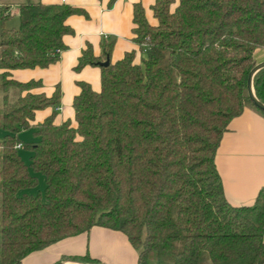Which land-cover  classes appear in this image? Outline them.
<instances>
[{
  "label": "trees",
  "instance_id": "1",
  "mask_svg": "<svg viewBox=\"0 0 264 264\" xmlns=\"http://www.w3.org/2000/svg\"><path fill=\"white\" fill-rule=\"evenodd\" d=\"M10 5H0V264L94 227L123 233L137 264H257L264 186L252 204L232 203L215 156L233 118L245 108L264 115L248 94L255 50L264 49V0H154L153 21L135 3L137 48L112 62L113 41L102 39L98 56L87 42L75 69L98 67L100 90L78 81L63 121L59 84L48 94L41 79L12 72L57 63L74 33L68 19L87 12L21 0L19 25L8 28ZM253 88L264 103V68ZM28 129L26 162L18 150ZM37 173L44 196L27 192Z\"/></svg>",
  "mask_w": 264,
  "mask_h": 264
},
{
  "label": "crops",
  "instance_id": "2",
  "mask_svg": "<svg viewBox=\"0 0 264 264\" xmlns=\"http://www.w3.org/2000/svg\"><path fill=\"white\" fill-rule=\"evenodd\" d=\"M44 3L64 2L86 10L87 17L74 15L68 23L74 33L66 35L67 48L61 52L57 63L47 68L14 70L13 77L20 81L41 79L43 89L50 94L55 85L62 90L58 107V121L73 117L72 101L79 93L78 81L89 82L94 90H100V69L86 65L80 70L78 64L87 42L93 46L95 55L101 52V41H113L111 61L120 59L125 52L136 49L133 42V6L141 3L146 16L152 19L151 5L154 0H116L108 7L109 0H41ZM17 4L21 0L11 1ZM2 4V2H1ZM52 109L40 111L37 120H42ZM228 199L237 205H250L260 188L264 186V115L252 108L233 118L224 133L215 156ZM107 264H137V251L127 237L118 231L94 227L89 232L63 239L43 250L26 256L22 264H55L63 256H84ZM69 262V261H68Z\"/></svg>",
  "mask_w": 264,
  "mask_h": 264
},
{
  "label": "rangeland",
  "instance_id": "3",
  "mask_svg": "<svg viewBox=\"0 0 264 264\" xmlns=\"http://www.w3.org/2000/svg\"><path fill=\"white\" fill-rule=\"evenodd\" d=\"M11 1H13V0H11ZM14 1H17V0H14ZM1 2L2 3L3 2L7 3V0H0V5H1ZM9 11L12 14V17H11V19L9 21L6 22V26L8 28H11V27L17 28L18 25H19V18H18V15H17V11H18L17 4H11L10 7H9ZM254 61H255L254 65L259 63V62L264 61V49L255 50ZM33 140H35L34 134H33V129H28V130H25V131L21 132L20 141L23 142L24 145L18 151L21 154L22 158L26 162L29 161V157H30V155L32 153L30 148L27 147V146ZM36 175L38 177L37 186L29 189L27 192L33 193V194L40 193L42 196H44L45 177L41 173H37ZM153 264H155V263L153 262Z\"/></svg>",
  "mask_w": 264,
  "mask_h": 264
},
{
  "label": "water",
  "instance_id": "4",
  "mask_svg": "<svg viewBox=\"0 0 264 264\" xmlns=\"http://www.w3.org/2000/svg\"><path fill=\"white\" fill-rule=\"evenodd\" d=\"M100 65L102 66H108L109 65V59H107L105 62H101ZM264 68V61L259 62L257 64H255L253 66V68L251 69L249 76H248V94H249V98L252 102V104L264 111V103L261 102L255 95L254 92V88H253V77L254 75L261 69ZM55 264H107V263H103V262H83V263H74V262H64V261H59ZM257 264H264V254L260 257V259L258 260Z\"/></svg>",
  "mask_w": 264,
  "mask_h": 264
},
{
  "label": "built area",
  "instance_id": "5",
  "mask_svg": "<svg viewBox=\"0 0 264 264\" xmlns=\"http://www.w3.org/2000/svg\"><path fill=\"white\" fill-rule=\"evenodd\" d=\"M17 147L20 148L21 147V144H18Z\"/></svg>",
  "mask_w": 264,
  "mask_h": 264
}]
</instances>
